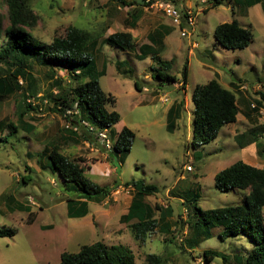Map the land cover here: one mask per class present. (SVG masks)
<instances>
[{
  "label": "rangeland",
  "instance_id": "rangeland-1",
  "mask_svg": "<svg viewBox=\"0 0 264 264\" xmlns=\"http://www.w3.org/2000/svg\"><path fill=\"white\" fill-rule=\"evenodd\" d=\"M131 1L28 0L37 16L35 25L28 30L39 41L50 42L54 37L64 36L71 26L91 34L96 67L101 69L105 64L100 87L114 96L115 103L108 108L120 115L112 130L117 134L125 126L133 131L134 138L129 152L119 163L109 155L102 136L92 144L67 141L69 138L62 132L65 121L56 113H49L43 104L37 112L19 116L22 99L18 92L0 98V120L10 121L17 128L12 133L9 129L0 131V227L16 229L13 236L0 237V264H57L62 252H76L81 245L99 240L107 245L128 246L135 264H146L148 253L160 254L164 264H222L219 259L205 263L202 252L214 249L245 254L252 247L250 239L243 234L219 238L221 227H215L209 238L188 249L184 246L187 226L181 221L189 220L194 207L213 209L241 203L244 190L222 192L215 187L214 175L218 171L237 160L264 169V156L259 154L256 143L241 148L234 140L236 134L252 126H264V100L259 94L264 93L262 4L247 7L243 0H220L213 7L214 0H168L179 9L197 11L195 30L181 36L180 28L161 12L130 5ZM129 11L141 12L132 28ZM0 15L6 24L7 7L3 0H0ZM233 18L252 33L243 49H226L213 36L216 25ZM162 27L167 28V33L156 58L172 60L168 73L177 78L173 83L152 78L157 61L150 55L138 56L139 46L151 44L150 37L157 38L156 29ZM118 31L132 34V50L124 51L103 42L106 36ZM184 65H187L185 86L182 85ZM24 74L20 77L23 86L36 88L37 96L48 94L56 78H62L65 83L70 79L65 63L33 62ZM211 79L229 89L231 83L237 87L233 93L239 113L237 120L224 125L213 141L198 144L193 137L192 93L197 84ZM135 82L140 89L135 87ZM179 102L181 115L169 131L168 111ZM251 104L257 110L251 109ZM245 110L249 112L247 118L243 115ZM23 123L33 125V130L28 131ZM54 142H59L62 152L69 157L84 159L86 162L81 164L89 178L111 189L109 196L99 203L90 202L89 213L83 217L67 216L66 198L74 192L66 189L58 172L47 165V151ZM188 165L190 170L186 169ZM131 179L158 187V192L145 200L152 206L170 208L167 218L159 221L161 229L169 224V232L157 227L142 241L133 238L121 220L133 193L124 183ZM190 188L198 194L191 200V208L181 202L189 198ZM155 217H159L158 210Z\"/></svg>",
  "mask_w": 264,
  "mask_h": 264
},
{
  "label": "trees",
  "instance_id": "trees-1",
  "mask_svg": "<svg viewBox=\"0 0 264 264\" xmlns=\"http://www.w3.org/2000/svg\"><path fill=\"white\" fill-rule=\"evenodd\" d=\"M7 7V22L4 24L0 15V98L18 92L21 95L19 116L25 112H37L43 104L49 113H56L65 124L73 128L64 127L61 136L63 141L80 140L92 144L99 134L105 131L112 144L109 155L119 163L129 152L134 133L123 126L115 134L112 126L119 121L117 111L108 106L115 103V98L110 93L102 90L99 78L105 72V64L101 69L96 67L93 54L95 44L91 34L75 26L68 27L66 34L54 37L50 42L36 39L28 30L35 25L37 16L29 6L28 0H3ZM221 1L214 0L213 7ZM243 5L251 7L264 0H243ZM131 4L144 6L137 0ZM129 25L134 27L141 17V12H128ZM157 38L150 37L151 44L144 43L139 46L140 58L148 55L157 61L158 67L154 69L152 78L159 82L173 83L176 77L168 73L172 60L156 58L162 48L167 28L156 29ZM213 36L216 42L226 49H243L251 38L249 28L243 27L236 18L230 22H223L214 28ZM103 42L130 51L134 47V39L128 31H118L109 34ZM157 45V46H156ZM33 62L65 63L70 79L65 83L62 78L52 82L50 92L40 96L36 88L29 86L27 89L19 80L25 76V70ZM187 65L182 71L183 86L186 85ZM223 87L216 79H211L205 84H197L192 93L194 103L193 137L198 144L213 141L220 129L236 121L239 107L234 89ZM140 89L137 82L134 83ZM56 89V92L54 90ZM239 90V88H238ZM264 100V93L259 92ZM247 104V101L244 100ZM259 105V101H256ZM251 109L257 110L255 107ZM182 104L179 102L168 111L167 129L171 131L174 121L181 115ZM247 118L248 113H243ZM28 131L34 126L23 123ZM9 129V133L17 130L16 126L8 121L0 120V131ZM263 127L252 126L245 132L234 136V140L241 148L256 143L258 152L264 156V144L260 140ZM47 165L56 170L66 189L73 191V196L66 198L67 216L70 218L83 217L89 213V203H99L109 196L111 189L94 182L85 173L84 159L69 157L61 150L59 142L51 144L46 155ZM23 180L25 178L23 177ZM215 187L222 192L241 189L246 193L240 204L227 205L218 208L201 209L194 207L189 220L181 221L187 226V237L184 246L193 249L197 244L211 236V229L221 227L218 236L225 239L229 236L243 234L252 242L251 249L245 254L225 253L219 250L206 249L202 252L205 263L219 259L222 264H264V169L237 160L214 175ZM133 190L127 211L121 215V220L127 224L135 240L142 241L157 227L163 232H169V224L159 226V221H164L171 213L170 208L163 209L158 205H150L145 197L158 192L154 184L145 183L141 179H131L124 183ZM171 193L176 194L175 191ZM189 198H184L183 205L192 207L191 200L197 198V193L189 189ZM176 196V195H174ZM159 211L156 219L155 212ZM167 223V222H166ZM16 229L13 227H0V237L13 236ZM146 264H164L165 260L160 254L148 253L145 256ZM57 264H135L132 250L123 244L107 245L103 241L83 244L76 252H62Z\"/></svg>",
  "mask_w": 264,
  "mask_h": 264
},
{
  "label": "built area",
  "instance_id": "built-area-1",
  "mask_svg": "<svg viewBox=\"0 0 264 264\" xmlns=\"http://www.w3.org/2000/svg\"><path fill=\"white\" fill-rule=\"evenodd\" d=\"M143 4L146 8H150L154 11L161 12L168 19H170L173 25H176L180 28V35L187 36V34L193 33L196 28V12L190 9H179L176 5L168 0H143ZM22 83L21 80H19ZM165 101V99H164ZM253 107V104H251ZM66 127L73 128L72 126L65 124ZM75 129V128H73ZM99 136H102L106 140L105 146L107 151H109V138L105 131L101 132ZM260 140L264 144V131L260 135ZM187 170L191 169V166H186Z\"/></svg>",
  "mask_w": 264,
  "mask_h": 264
},
{
  "label": "crops",
  "instance_id": "crops-1",
  "mask_svg": "<svg viewBox=\"0 0 264 264\" xmlns=\"http://www.w3.org/2000/svg\"><path fill=\"white\" fill-rule=\"evenodd\" d=\"M239 88H241V87H239ZM245 113H249L247 110H245ZM238 114V113H237ZM245 117V116H244ZM236 120H237V116H236ZM228 126L229 125H231V123L230 124H227ZM254 166V165H253ZM257 167V166H256Z\"/></svg>",
  "mask_w": 264,
  "mask_h": 264
},
{
  "label": "water",
  "instance_id": "water-1",
  "mask_svg": "<svg viewBox=\"0 0 264 264\" xmlns=\"http://www.w3.org/2000/svg\"><path fill=\"white\" fill-rule=\"evenodd\" d=\"M137 2L143 4V0H137Z\"/></svg>",
  "mask_w": 264,
  "mask_h": 264
}]
</instances>
